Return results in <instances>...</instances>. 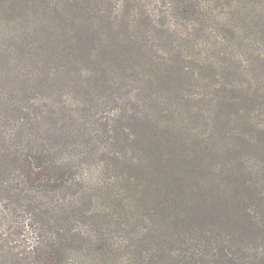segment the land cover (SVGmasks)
Instances as JSON below:
<instances>
[{
	"label": "rangeland",
	"instance_id": "374dc122",
	"mask_svg": "<svg viewBox=\"0 0 264 264\" xmlns=\"http://www.w3.org/2000/svg\"><path fill=\"white\" fill-rule=\"evenodd\" d=\"M122 3L0 0V263L53 235V197L24 185L18 170L27 154L71 162L73 178L55 205L90 199L101 221L119 212L110 234H138L135 247L150 249L152 264H264L259 28L243 31L250 47L237 39L231 47L214 43L221 26L202 34L199 25L174 24L167 1L131 4L145 22L127 33L152 35L155 63L163 67L156 56L168 55L162 37L176 49L182 43L186 61L168 62L185 66L184 78L155 76L146 65L114 61ZM233 3L264 13V0ZM209 62L230 68L217 70L215 85L201 69ZM93 222L74 219L82 231Z\"/></svg>",
	"mask_w": 264,
	"mask_h": 264
},
{
	"label": "trees",
	"instance_id": "16d2710c",
	"mask_svg": "<svg viewBox=\"0 0 264 264\" xmlns=\"http://www.w3.org/2000/svg\"><path fill=\"white\" fill-rule=\"evenodd\" d=\"M140 1L142 0H123L116 32L119 47L111 50L120 57L116 56L114 61L118 60L123 68L130 70L134 66L142 67L146 65L147 68L154 71L155 76H165L172 73L184 78L185 66L176 67L173 62H168V60L172 61L173 59L181 62L186 61L181 54V42L177 50L173 48V41L169 36L170 42L166 37L161 38L162 44L166 46L164 54H168L166 56L168 59L164 58V55L163 57L160 54L156 56L157 59L165 61V64L161 67V62L155 63L154 58L148 55L149 52L158 54L153 49L155 46L154 41L150 44L152 35L143 34L136 37L132 36L133 38L129 37L131 35L127 32H129L128 29L133 21L145 22V20H141V17L136 16L133 8L129 7L131 4L135 5ZM164 1L170 4L169 8L174 18V24H182L180 22L183 21V24L186 25H199L198 30L202 34H206L208 26H221L223 33L220 36H214L215 38L219 36L214 43L220 42L222 39L224 43L233 47L235 44L234 39H237V47L248 48L251 45L247 43L249 37L243 32L244 29L248 28L249 31V28H259L256 42L259 41L261 46L264 45V13L256 11L255 8L252 10L251 7L244 6L242 3L239 5L234 4V0H161V3ZM142 12H144L143 9ZM159 32L163 33L165 31L161 30ZM252 41L255 42V40ZM190 48L193 49L194 46ZM256 50L258 51L256 59L260 62L263 61L261 69L264 70V58L260 59L262 48L257 46L254 51ZM229 56L235 57L234 51ZM201 69L207 70L209 75L212 76L210 80L214 85L217 83L216 72L218 69L224 74L230 73V68L224 67V65L217 67L214 62H209L208 66H202ZM189 75L193 77L194 73L190 71ZM248 96L249 94L246 95L245 99L251 104L254 99ZM52 160L51 157L48 159L46 155L26 154L20 159L18 170L23 178L24 185L32 190L49 193L53 197L54 211L51 213L48 210V218L46 219L53 235L47 237L41 244L39 243L22 252L21 256L12 253L9 257L10 260L4 259V261H8L6 264H68L67 259L71 255L82 259V262L77 264H152L150 263L151 258L148 257L150 249L135 247L134 242L138 241V234L127 232L128 236L132 234L137 236L128 239H116L110 234L109 225H119L115 218V214L118 216L119 212L115 213L114 216L107 217L108 221H101V216L96 213L95 206L92 205L93 202L90 199H77L79 201L77 203L71 200L72 198L68 200L64 198L66 201L63 206L58 207L55 205L59 196L57 194L70 186L69 181L73 178L74 172L69 167L71 162L69 163L67 159H58L55 162ZM237 213L239 212L237 211ZM78 214L83 215L85 219L93 220L92 225L95 229L82 231L76 228L74 219ZM103 219H105V216ZM244 227L251 232L250 228ZM258 230L259 233L264 234L263 227L260 226ZM136 245L139 244L136 243Z\"/></svg>",
	"mask_w": 264,
	"mask_h": 264
}]
</instances>
